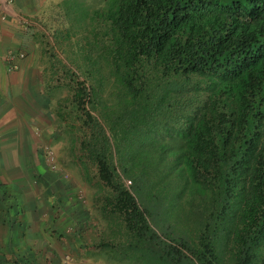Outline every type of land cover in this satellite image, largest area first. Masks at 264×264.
I'll return each mask as SVG.
<instances>
[{
  "label": "trees",
  "instance_id": "16d2710c",
  "mask_svg": "<svg viewBox=\"0 0 264 264\" xmlns=\"http://www.w3.org/2000/svg\"><path fill=\"white\" fill-rule=\"evenodd\" d=\"M102 3L65 29L75 69L52 72L112 223L100 246L135 264H264V0Z\"/></svg>",
  "mask_w": 264,
  "mask_h": 264
},
{
  "label": "rangeland",
  "instance_id": "374dc122",
  "mask_svg": "<svg viewBox=\"0 0 264 264\" xmlns=\"http://www.w3.org/2000/svg\"><path fill=\"white\" fill-rule=\"evenodd\" d=\"M65 2V5H59L60 8L49 5L41 11L38 16L40 23L35 26L37 30L32 39L34 45L29 50L34 54L33 62L46 70L38 75L42 93L48 97L42 113L51 120L50 128L56 135L51 145L41 148L48 146L53 154L55 170H49L43 160L47 170L54 172L55 176L48 190L42 193L45 196L48 191L45 198L50 201L47 205L44 197L37 201L40 206L37 221H40V225L35 228V232L29 229L25 234H10L9 242L14 237L18 241L9 244L5 240L7 235H0V264H135L128 256L121 257L123 249L108 248L105 253V248L100 246L106 239L108 242L112 239L108 231L112 223L107 222L98 209L102 192H98L100 187L94 178L95 169L85 166L88 168L86 173L78 162L76 140V144H70L71 138H78L77 132L69 128L73 120L66 116L60 122L55 113L58 109L68 113V106L60 100L70 90L60 73L52 74L55 63L60 61L73 69L74 61L78 58L75 48L63 42V37L67 35L65 29L71 24L83 22L92 11L91 8L103 0ZM73 28L74 25L71 30ZM70 38L73 39V36L70 35ZM124 185L130 186L125 180Z\"/></svg>",
  "mask_w": 264,
  "mask_h": 264
},
{
  "label": "crops",
  "instance_id": "0c3cea01",
  "mask_svg": "<svg viewBox=\"0 0 264 264\" xmlns=\"http://www.w3.org/2000/svg\"><path fill=\"white\" fill-rule=\"evenodd\" d=\"M65 1L6 4L0 0V235H7V244L18 241L14 237L9 242L10 234L35 232L40 225L37 201L48 196V191L45 196L42 193L55 177L45 167L41 150L56 136L51 120L42 113L48 97L42 93L38 75L46 70L33 62L29 50L41 11L49 5H65ZM8 54L22 56L15 59L13 68L5 61ZM45 199L47 205L50 199Z\"/></svg>",
  "mask_w": 264,
  "mask_h": 264
},
{
  "label": "built area",
  "instance_id": "2783aa9c",
  "mask_svg": "<svg viewBox=\"0 0 264 264\" xmlns=\"http://www.w3.org/2000/svg\"><path fill=\"white\" fill-rule=\"evenodd\" d=\"M6 4H12L14 0H3ZM22 58L21 55H12V54H8L6 55L5 61L8 62L11 65V68H13V62L15 61V59H20ZM42 156H43V160L44 162H46L47 167L49 168V170H55L54 168V164H53V154L50 151V148L47 146L43 147L42 149Z\"/></svg>",
  "mask_w": 264,
  "mask_h": 264
}]
</instances>
